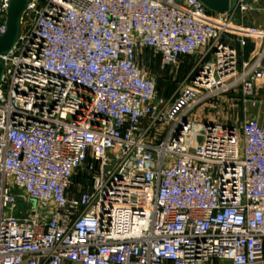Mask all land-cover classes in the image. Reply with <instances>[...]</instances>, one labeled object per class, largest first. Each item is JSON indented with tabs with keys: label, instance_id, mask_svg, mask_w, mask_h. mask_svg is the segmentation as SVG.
<instances>
[{
	"label": "built area",
	"instance_id": "built-area-1",
	"mask_svg": "<svg viewBox=\"0 0 264 264\" xmlns=\"http://www.w3.org/2000/svg\"><path fill=\"white\" fill-rule=\"evenodd\" d=\"M236 1L27 0L0 83V264H264V120L200 112L264 102V30Z\"/></svg>",
	"mask_w": 264,
	"mask_h": 264
},
{
	"label": "rangeland",
	"instance_id": "rangeland-1",
	"mask_svg": "<svg viewBox=\"0 0 264 264\" xmlns=\"http://www.w3.org/2000/svg\"><path fill=\"white\" fill-rule=\"evenodd\" d=\"M252 9L247 10L243 12V16L240 18L243 20L244 24L248 25H255L259 27L260 29H263L264 25V0H252ZM143 56H149V51H144ZM141 60V58H140ZM151 67V66H150ZM186 67V66H184ZM152 68V67H151ZM153 69V68H152ZM154 71L156 69L154 68ZM182 69L178 71L177 74V80L183 77ZM160 88L158 89L159 94L163 98H167L169 95H171L175 89L176 83H170L168 82L164 83L162 81H159ZM162 83V84H161ZM163 85V86H162ZM162 86V87H161ZM235 99V98H233ZM216 102V101H215ZM214 103V101L210 102L207 106H202L200 108V112L203 114V116L206 117V115H210V113L214 114V118H217L220 121L225 122H236L237 124L242 123L245 121L250 120H264V105L256 104V105H246L243 106L240 102V100L236 99L233 101H228L227 104H219ZM212 116V115H210ZM213 118V116H212ZM202 134L200 133L198 135V142H202Z\"/></svg>",
	"mask_w": 264,
	"mask_h": 264
},
{
	"label": "water",
	"instance_id": "water-1",
	"mask_svg": "<svg viewBox=\"0 0 264 264\" xmlns=\"http://www.w3.org/2000/svg\"><path fill=\"white\" fill-rule=\"evenodd\" d=\"M207 8L214 12H225L234 8L236 0H200ZM252 0H246L250 3ZM27 0H11L7 12L6 29L0 36V83L3 74L4 60L6 55L16 43L20 33V17L25 9Z\"/></svg>",
	"mask_w": 264,
	"mask_h": 264
},
{
	"label": "crops",
	"instance_id": "crops-1",
	"mask_svg": "<svg viewBox=\"0 0 264 264\" xmlns=\"http://www.w3.org/2000/svg\"><path fill=\"white\" fill-rule=\"evenodd\" d=\"M242 14L243 13L238 12L235 19L237 22L246 23L240 19L243 16ZM263 28H264V25H263ZM234 46L237 48V50L239 52L240 59H242V60L253 58L255 55V52L257 50V46L255 45V42H253V40L248 41L247 45L244 48H241L237 43H234ZM157 63H158V60H156L155 63H150V66L153 68V70H154V68L157 69ZM181 69L183 70L182 73L185 74L186 69L185 68H181ZM159 86H160V83H159ZM261 105H264V102L261 103ZM210 114H212V113H210ZM212 115L215 116L214 114H212Z\"/></svg>",
	"mask_w": 264,
	"mask_h": 264
}]
</instances>
